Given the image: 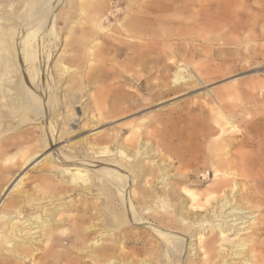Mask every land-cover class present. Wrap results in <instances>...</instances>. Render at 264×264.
I'll use <instances>...</instances> for the list:
<instances>
[{"label": "bare ground", "instance_id": "1", "mask_svg": "<svg viewBox=\"0 0 264 264\" xmlns=\"http://www.w3.org/2000/svg\"><path fill=\"white\" fill-rule=\"evenodd\" d=\"M58 1L28 0L29 3L26 6L30 5L29 11L25 10V13L19 17L20 34L15 32L17 36L13 39H15L16 44L17 39L20 38L19 44L21 45L20 51L17 50L18 46H16L15 55L19 62L22 60L23 64L27 63L24 71L23 69L19 70L20 76L23 77L26 85L29 84L30 88L37 92L34 95L29 90H24L22 82L19 81L18 87L22 91V99L25 102L21 106L15 107L16 110H21L20 114L26 115L27 112L33 110V115L38 120L44 114L42 106L45 103V97L37 88V84L34 83L38 82L40 78L39 70L41 68L38 67L37 62L41 59L40 55L44 49L52 47L51 50H55L60 43L64 46L53 68L47 67L49 61L46 63L48 71L49 69L52 71L50 73H53L54 70L58 72V75H53L52 81L57 84L60 79L64 78L60 89L74 84L81 89L86 83L95 82L97 79L105 77L107 73H105L103 65L109 60L107 58L109 52L114 53L113 59L122 54L131 55L128 63H121L118 66L126 67L129 65L128 68H132L146 62L154 63L158 74L164 80L167 79L163 73L172 68L170 64L164 62L167 52L163 53V50L169 51L171 49L169 35L165 34L172 26L170 17L167 15L171 12H181L184 3L190 0H150L142 3L144 9L135 11L136 8L132 5L128 11L121 12L118 10L116 13L109 12L107 0L102 2L99 0H79L80 3H73L74 6L72 4L73 9L67 13L68 16L66 17L62 15L53 16L55 7L59 4ZM124 2L125 0H115L114 4L120 5ZM120 16L124 17L120 19ZM111 20L117 22L118 25L114 31L106 33L103 24L109 23ZM61 21L64 24V29L67 32L72 30L73 33H67L65 38L58 39L56 28ZM153 25L159 26L161 30H149L148 27ZM5 28L4 25H0V50L6 47L2 46L4 42L6 43L4 40L7 37H12L11 31L13 30L10 31V27ZM47 42L51 43L50 46L46 44ZM80 49L84 50L82 55ZM104 50L107 53L104 54ZM152 53L155 54L154 58H152ZM83 56L88 59V64L100 60L97 63L101 66V70L97 76L84 72L81 74V68L80 70L79 68L72 69V65H76ZM118 66L113 73L114 77H118L117 74L121 71ZM25 72L28 74L26 78H31L34 82L25 80ZM6 76L7 73L3 71L0 73V87H2L3 78ZM189 79L190 76L187 74L186 68L179 65L173 73L171 82L174 87H180ZM129 81V76L124 77V83ZM145 83L146 80L140 81V84L147 88ZM48 84L49 82H46V86ZM166 87L165 84L157 86L156 88H163L164 90L153 93V97L161 98L167 95L170 89ZM114 90L121 91L120 95L114 97L115 102L121 103L127 99L129 93L121 90L119 86ZM76 92L63 94V106L65 108L79 103L80 99H77ZM6 98L7 92L2 87L0 88V165L16 158L18 161L13 164L12 168L5 167L7 171L0 175V183H2L0 185V264H133L132 260L126 261L123 248L119 244L124 237L123 234H120V231L117 232V227L116 232L111 230L107 223L106 210H116L118 214L115 215L121 221L122 215L127 213V208L135 213L136 219L132 216V220H130L132 225L140 224L153 227V223H157L161 227L173 226L180 229L189 234V238L198 236L196 238L198 247L192 249L195 246L193 242L187 243L184 239L174 237L167 231H154L159 237L163 251L167 254L169 261L178 260L179 262L189 244L195 252L193 254L194 260L188 261L187 264H264V219L256 227L252 223L257 216L249 217L252 212H243V210L261 207L264 211V203L255 200L253 195L244 193L245 187L243 189V185L245 184L239 186L238 183L234 182L236 175L240 177L249 176L246 173V166L251 159L249 155L242 151L223 152V149H220L218 155L215 154L208 160L209 168L213 171L214 181L210 188L203 191L193 189L194 187L188 181L195 176L186 171L190 168L198 170L200 164L198 160H196L197 162L189 159L180 161L182 164L180 170L183 169V172L179 174L184 176L185 180L169 184L171 179L169 180L170 177H167L165 167L160 164L156 165L157 170L150 169L149 172H145L142 165L132 164V166H128L127 159L124 161L97 162L95 159L101 155L109 154L107 145L99 147L93 144V141L97 142L100 138L93 141L91 138H83L80 142L68 144L69 140H63V137L74 131L73 126L75 124V119L69 112H67L62 127L57 129L55 136L51 133L49 138L46 133L50 150L59 143H67L62 144L58 151L51 150L49 155H45L44 152L42 153V147L32 146L31 143L38 141L33 136V132H21L9 123L5 113L9 114L11 106H9ZM37 104H40V108ZM106 104L105 101L101 102L96 98L94 107L97 114L90 115L88 119L99 121L109 116L107 111H102ZM112 111L118 113L120 110L113 107ZM40 122L43 123V120ZM50 128L54 129V125L50 124ZM98 129L99 127H96L91 131ZM101 132L102 130H98L94 135ZM191 135L192 133L189 135L181 132L173 133V141L176 140L173 144V154L181 158L188 154L185 151L183 141ZM60 140L62 141L60 142ZM139 146V149H134L135 152L132 157H136L139 150L146 146V143ZM123 149L121 146L118 150L120 156L123 155ZM13 150L16 151L15 156L13 155L12 158L10 156L9 159L6 158L5 160L4 157L8 152ZM260 153L263 154V151ZM222 155L230 156L223 159ZM56 161L61 166H57ZM262 161L264 162L263 158ZM163 162L162 160L161 163ZM92 163H102L115 169L103 167L105 169L95 173L88 169ZM37 165H40L39 171L43 176L36 179L37 182H33L36 184H33L32 189L26 190L24 185L26 173L23 171ZM123 167L133 170L139 184L137 191H129L131 207H128L126 196L124 197V193L126 195L128 193L129 179L115 172ZM160 172L161 174L158 175ZM145 175H149L152 180L160 179L162 188L159 190L147 188L145 185H151L154 181L145 180ZM54 185L60 188L56 196L50 198L39 196V193L46 192L48 190L46 188H51ZM262 187L264 189L263 185ZM239 191L240 194L236 195L235 193ZM75 192L79 200H70L68 203H64L66 199L74 196ZM182 194L188 198L190 209L196 210V212L191 213L186 208ZM92 195H97L98 198L93 197L89 200L87 197ZM262 200L264 202L263 198ZM77 203L80 205L76 206ZM135 204L139 206V212L136 210ZM165 207L170 208L171 213L161 214V209ZM149 216L153 218L151 222L148 221L150 220ZM251 220L252 222L247 224ZM206 230L212 234L211 238H204ZM248 230L249 232L244 233L245 235L240 234ZM219 241L221 243L218 246L220 248L218 255L221 257L217 258L216 244ZM139 242L144 245L149 244L144 237L140 238ZM225 244H230L231 247L227 249ZM201 251L203 253L199 255L198 252ZM232 261L236 262L232 263ZM137 264L149 263L143 259Z\"/></svg>", "mask_w": 264, "mask_h": 264}, {"label": "rangeland", "instance_id": "2", "mask_svg": "<svg viewBox=\"0 0 264 264\" xmlns=\"http://www.w3.org/2000/svg\"><path fill=\"white\" fill-rule=\"evenodd\" d=\"M21 1L0 0V25H4L5 29L10 27V31L13 30L11 31L12 37H4L6 43L4 42L2 46H6L4 47L5 50L4 48L0 50V73L2 71L7 73L1 84L7 92L6 99L9 106H11L9 114L5 113L8 116L7 120L21 132H33V136L38 139L37 142L31 143L33 147H42V153L49 155L51 150L58 151L62 144H66L67 142L59 143L50 150L46 133L49 138L51 133L55 136L57 129L62 127L67 112H69L75 119L74 131L65 135L63 140H69L68 144H73L80 142L83 138H91L92 141L100 138L97 142L93 141V144L99 147L107 145L109 154L101 155L95 159L97 162H114L127 159L128 166H132V164L142 165L145 172H149L150 169L157 170L156 165L160 164L165 167L167 177H170L169 180L171 179L169 184H172V182L185 180L184 176L179 174L183 172V169L180 170L182 160L189 159L195 160V162L198 160L200 162L198 170L190 168L186 171L195 176L190 180L187 178L188 183L192 184L193 189L199 191L210 188L214 181L213 171L209 168L208 160L210 157L215 154L218 155L220 149H223V152L242 151L251 157L246 166V173L249 176L240 177L236 175L234 182L238 183L239 186L245 184L243 185L245 192L244 190L243 192L253 195L255 200L264 203L262 200V198L264 199V189L262 187V185L264 186V162L262 161V158L264 159V0H190L184 3L181 12L168 14L172 26L165 34L169 35L171 49L169 51L163 50V53L167 52L164 62L170 64L172 68L164 71L163 74L167 76L166 80L158 74L154 63L146 62L132 68H128L129 65H126V67L118 66L121 63H128L131 55L122 54L113 59L114 53L109 52L107 54L109 60L103 65L105 73H107L105 77L97 79L95 82L86 83L84 88L81 89L75 84L60 89L64 78L56 84L51 78L53 75H58V72L54 70L53 73H50L52 72L50 69L55 65L64 45L60 43L55 50H51L52 47L44 49V53L41 52L40 55L41 59L37 62L38 67L41 68L38 82L26 78L28 74L24 73L25 80L36 83L37 88L45 97V103L42 106L44 114L40 120L33 115V110L25 115L20 114V109H15V107L25 103L22 99V91L18 87L19 81L22 82L24 90H29L34 95L37 93L33 88H30L29 84L26 85L23 77L20 76L19 70L23 69L24 71L27 63L23 64L22 60L19 62L18 57L15 55L16 46H18L17 50L20 51L19 47L21 45L19 44L20 38L17 39L16 44L18 45L15 44V39H13L16 38L17 34H20L19 17L25 13V10L29 11L30 9V5L26 6L29 3L28 0ZM81 1L59 0L53 16H68L67 13L73 9L72 4ZM102 1L99 0V2ZM148 1L150 0H137L136 3V0H125L123 4L116 5L114 4L115 0H107V5L110 8L109 12L116 13L118 10L121 12L128 11L132 5L136 8L135 11L144 9L142 3ZM123 17L120 16V19ZM117 25V22L111 20L109 23H104L103 27L106 33H110L109 31H114ZM148 28L151 31L161 30L157 25ZM71 32L72 30L67 32L64 29V24L61 21L56 28V37L62 39L68 35L67 33ZM7 39L10 41L8 42ZM48 42L46 44L50 46L51 43ZM83 51V49H80L81 55ZM103 52L104 54L107 53L105 50ZM151 55L152 58L155 57V54L152 53ZM81 58L76 65H72V69L79 68L80 70L81 68V74L84 72L85 74L90 73L97 76L99 70H101V66L98 64L100 60L88 64V59H85L84 56ZM46 63L48 64L47 67L50 68L49 71ZM179 65L186 68L190 79L182 86L174 87L171 80ZM117 66L120 67L121 71L117 74L118 77H114L113 73L117 70ZM127 76H129L130 81L124 83L123 79ZM143 80H146L144 85L147 88L140 84V81ZM46 82H49L48 86H46ZM163 84L170 89L167 95L161 98L153 97V93L164 90L163 88H156ZM118 86L121 90L129 93L127 99L121 103L114 101V97L121 94V91L114 90ZM152 87L154 89H151ZM73 91H77L76 97L80 101L65 108L63 106V94ZM103 92L105 93L102 94ZM96 98L107 103L102 111H107L106 113L109 116L104 120L93 121L88 119L90 115L97 114L94 107ZM37 105L40 108V104ZM113 107L118 108L120 111L113 113ZM41 120H43V123L40 122ZM50 124L54 125V129L50 128ZM96 127H99L98 130H102V132L94 135L98 130H91ZM174 132L187 133V135L192 133L188 139L183 141L185 151L188 153L183 158L173 154V144L176 142V140L173 141ZM143 143H146V146L139 150L140 155L137 154L136 157H132L135 152L134 149H139V145ZM121 146L124 149L123 155L120 156L118 150ZM262 151L263 154L260 153ZM11 152H8L4 157L5 160L6 158L9 159L10 156L11 158L15 156L16 151ZM222 156L223 159H226L230 155ZM162 160L163 163H161ZM17 161L16 158L5 161L0 165V175L7 171L6 168H12ZM55 164L61 166L57 161ZM91 165L88 169L95 173L105 169L103 167L115 169L102 163H92ZM39 166L37 165L34 168L31 166L23 171V173H26L24 177L26 190L32 189L36 184L33 182H37L36 179L43 176L39 171ZM115 172L129 179L130 187L127 186L128 193L127 195L124 193V197L126 196L128 207H131L129 191H137L139 187L136 176L133 170H128L126 167ZM160 174L161 172L158 173V175ZM220 178L222 177L220 176ZM144 179L154 181L151 185H145L147 188H156L157 190L162 188L160 179L152 180L149 175H145ZM46 189H48L46 192L39 193L40 197L50 198L56 196L60 191V188L56 185ZM247 189L248 191H246ZM254 192L256 194H253ZM76 194L75 192L74 196L66 199L64 203H68L70 200H79ZM235 194H240V191ZM93 197L98 198L97 195L87 198L91 200ZM135 197L138 198L137 195ZM182 197L186 208L191 213L196 212V210L190 209L188 198L184 194H182ZM79 205L80 203L76 204V206ZM135 207L139 212V206L135 204ZM243 208L245 207L243 206ZM156 209L160 211V209ZM161 211L160 213L163 215L171 213V209L168 207L161 209ZM248 211L252 212L249 217L257 216L252 224L258 227L260 221L264 219L262 207L243 210V212ZM106 213L108 215L107 223L111 230L116 232L117 227V232L120 231V234L124 236L119 244L123 248L126 261L132 260L133 264H137L144 259L149 264H187L188 261L194 260L193 254L195 251L192 249L198 247V242H196L198 236L189 238V234L180 229L173 226L161 227L157 223H153L155 227L140 224L132 225L130 220H132V216L135 218V213L130 208H127V213L122 215L121 221L115 215L118 214L116 210H106ZM149 218L148 221L151 222L153 218L150 216ZM251 222L252 220L247 224ZM158 230L167 231L174 237L184 239L187 243L193 242L195 246L191 249L188 244L179 262L178 260L169 261L167 254L163 251L159 237L154 233ZM248 232L249 230L240 234L243 235ZM211 236L212 234L206 230L204 238L208 239ZM142 237L149 244L140 243L139 240ZM220 243L219 241L216 244L217 258L221 257V255H218ZM225 245L227 249L231 247L230 244ZM198 253L202 255L203 251ZM234 262L236 261H232V263Z\"/></svg>", "mask_w": 264, "mask_h": 264}]
</instances>
